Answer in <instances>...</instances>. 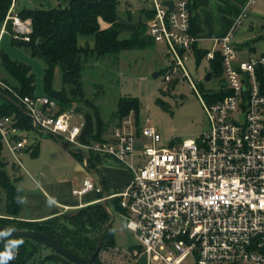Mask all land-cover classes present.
Masks as SVG:
<instances>
[{
  "label": "built area",
  "instance_id": "2783aa9c",
  "mask_svg": "<svg viewBox=\"0 0 264 264\" xmlns=\"http://www.w3.org/2000/svg\"><path fill=\"white\" fill-rule=\"evenodd\" d=\"M152 10L147 35L164 45L170 58L163 81L174 87L191 83L187 63L195 61L198 37L191 32L188 1H174L170 11L153 0ZM242 17L214 39L215 48L203 57L209 62L219 54L222 81L217 87L226 95L202 102L207 126L197 138L168 146H160L161 135L148 116L135 123L130 115L107 137L84 142L83 120L73 110L58 113L54 100L20 96L0 81L34 128L57 136L70 149L110 158L130 170V180L116 192L105 195L87 176L72 194L117 200L126 228L139 242L140 249L132 253L134 264L141 256L145 264H185L189 257L195 264H264V95L256 76L264 69V55L238 59L232 37ZM31 32V19H22L11 0L0 38L7 33L26 42ZM18 130L12 117L0 115L3 147L20 166L17 153L26 141Z\"/></svg>",
  "mask_w": 264,
  "mask_h": 264
},
{
  "label": "trees",
  "instance_id": "16d2710c",
  "mask_svg": "<svg viewBox=\"0 0 264 264\" xmlns=\"http://www.w3.org/2000/svg\"><path fill=\"white\" fill-rule=\"evenodd\" d=\"M11 0H0V26L5 20ZM118 0H64L56 7L50 9H23L18 15L31 19L32 32L29 41H10L13 45L24 46L33 56L39 57L44 62L43 95L57 104L58 113L69 111L75 106L84 107L91 115L93 133L84 134L82 129L81 140L84 142L99 141L109 133V123L105 121L99 109L91 100L84 97L82 70L85 65L99 62L108 55H116L124 50L144 48L153 40L147 35V21L153 17L152 7L145 12L144 19L139 22L134 31L126 38H121L123 23L118 18ZM108 24L101 28L100 22ZM9 29V27H8ZM78 37L92 38V44L86 41L83 45L78 43ZM205 51L194 46V57L199 64ZM60 71V88H53L54 71ZM212 76L222 75L220 57L215 53L214 58L208 63V71ZM259 91L264 95V69L256 71ZM0 81L12 88L20 96L34 97V76L29 66L12 60L0 49ZM174 87V84H170ZM202 86H200L201 88ZM226 95L223 89L205 92L206 101L219 100ZM140 101L138 98L119 97L116 109L111 114L110 120L114 126L130 115L134 114V122L138 123ZM0 115L10 116L16 121L21 130L32 131L35 128L31 119L25 113L19 100L0 86ZM111 132V131H110ZM3 143L0 138V197L4 195V204L0 209V224L11 227L31 229L55 239L60 245L75 254L89 258L97 243L102 228L110 220V213L101 201L87 204L74 213L60 214L40 221H23L18 219L21 204L16 198L22 197L21 190L10 178L7 172V161L3 156ZM82 163L80 152H73ZM101 156L89 153L85 168L98 171ZM103 189L109 193L104 185ZM108 200L106 201V207ZM12 239H22L23 244L16 250L15 259L9 264H26L30 259L39 255L42 248H48L34 240L10 236L0 237V252ZM114 245V236L111 225L103 232L100 249L95 257V264H105L100 259L101 252L110 251ZM40 257L35 264H45L46 261H57L60 257L52 251ZM62 258V257H60ZM63 259V258H62ZM70 263V262H69ZM72 264V263H70Z\"/></svg>",
  "mask_w": 264,
  "mask_h": 264
},
{
  "label": "rangeland",
  "instance_id": "374dc122",
  "mask_svg": "<svg viewBox=\"0 0 264 264\" xmlns=\"http://www.w3.org/2000/svg\"><path fill=\"white\" fill-rule=\"evenodd\" d=\"M64 0H16V10L23 9H50L56 7ZM101 23H104L101 21ZM126 38L125 33L120 35ZM10 35L4 33L0 38V49L10 59L29 66L34 76V94L43 95V73L44 62L41 58L33 56L29 49L24 46L13 45ZM92 44L90 37H78V43L85 42ZM241 54V51H238ZM240 58V57H239ZM170 58L166 54L165 46L152 43L144 48L124 50L116 55L105 56L99 62L87 64L82 70L83 94L91 100L99 109L101 117L109 123L108 131L112 130L114 121L110 120L111 114L116 109L119 97L130 96L140 101L139 116H148L152 124L161 135V145L168 146L171 142L178 140L197 138L206 128L207 120L202 106L205 92L217 91L218 82L222 81V75L212 76L205 81L204 76L208 71V63L202 59L195 64L191 59L187 63V70L191 83L184 81L172 87L162 79L163 72L169 64ZM154 72H159L153 77ZM192 84L194 88H192ZM200 86H202L200 88ZM53 88H60V71H54ZM84 108V107H83ZM85 109V108H84ZM129 118V117H126ZM130 119H135L130 113ZM26 141L25 148L17 153L20 166L16 165L9 157L6 150L2 152L7 161V172L10 178L16 183L18 179L36 177L39 170L68 172L71 176L81 178L87 174L96 180L97 173H92L84 167L77 157L68 149L63 147V141L53 136L41 133L39 130H18ZM109 135V133H106ZM85 155L89 152L82 150ZM98 172L102 169L123 171L125 177L130 175V170L110 158L100 157ZM31 165V166H30ZM121 174V175H123ZM97 181V180H96ZM112 192V191H109ZM107 209L113 216L111 230L114 236V245L106 255L100 253V259L106 264H134L132 253L140 249L136 237L126 228V214L116 199L107 202ZM4 204V195L0 197V209ZM53 254L49 248H42L35 258L30 259L26 264H35L40 257ZM66 261V260H65ZM185 264H195L194 259L189 257ZM45 264H61L56 261H46Z\"/></svg>",
  "mask_w": 264,
  "mask_h": 264
},
{
  "label": "crops",
  "instance_id": "0c3cea01",
  "mask_svg": "<svg viewBox=\"0 0 264 264\" xmlns=\"http://www.w3.org/2000/svg\"><path fill=\"white\" fill-rule=\"evenodd\" d=\"M118 1L119 10L117 19L123 23L121 34L125 33L129 36L134 31L136 25L144 19L145 11L152 7L153 0ZM158 1L174 2L176 0ZM187 1L191 14V32L198 37L196 48L205 52L214 49V39L224 35L232 26L236 17L243 14L241 22L237 25L232 37V42L237 52L239 50L241 51V54L239 52L237 54L238 59H247L251 56L264 55V0ZM100 25L101 28H106L108 26L105 22H100ZM202 59L204 58L202 57ZM194 63H196V61H194ZM71 110L83 120L85 126L83 131L84 134H92L94 127L90 113L79 106H75ZM44 134L53 136L55 139L58 138L50 133ZM107 136L108 135L105 134L103 138ZM69 150L77 151L82 154L83 161L81 165L85 168L83 162L84 159H87V155L83 154L81 152L82 150ZM121 174H123V171L120 170L102 169L101 173H97V181L94 179L93 181L96 185L102 187L105 185L108 191H112L110 193H113L126 186L130 180V175L125 177L124 174ZM87 176V174H83L81 178L75 176L70 177L68 172L61 173L56 171V168L53 167L51 171L39 170L36 172V177L29 175L28 177L18 179L15 184L21 190L22 197L26 198L27 201L21 204L18 219L23 221H40L60 214L74 213L87 204L97 202L99 196L94 193H87L83 196H75L72 194V190L80 187L83 179ZM50 200L52 201L51 204L49 203ZM56 259V262L61 264H70L60 257Z\"/></svg>",
  "mask_w": 264,
  "mask_h": 264
},
{
  "label": "water",
  "instance_id": "95a60500",
  "mask_svg": "<svg viewBox=\"0 0 264 264\" xmlns=\"http://www.w3.org/2000/svg\"><path fill=\"white\" fill-rule=\"evenodd\" d=\"M162 4L165 5V6H168L169 10L171 11L172 4H173L172 1H163ZM158 74H159V72H154L152 74V76L156 77ZM211 76H212L211 72H207L205 74V76H204V80L205 81L210 80ZM63 147H65V146H63ZM65 148L67 149V147H65ZM70 151L71 152H77V151H72V150H70ZM91 172L96 173L95 171H91ZM105 195H106V192H105ZM101 203L107 209L106 200L105 199L102 200ZM112 222H113V216L110 214V220L102 228V230H101V232H100V234L98 236V239H97L96 247H95L92 255L89 258H85V257L79 256V255L75 254L74 252L69 251L68 249H66L62 245H60L55 239H53V238H51V237H49V236H47L45 234H42V233H39L37 231L31 230V229H24V228H19V227H11V226H8V225L0 224V231H3L5 229H15L16 231L10 237L26 238V239L34 240V241H36V242L48 247L54 253H56L57 255H59L60 257H62L63 259H65L66 261H68V262H70L72 264H95V257L98 254V251L100 249L103 232L105 231V229L108 226H110L112 224ZM136 264H145V257L141 256Z\"/></svg>",
  "mask_w": 264,
  "mask_h": 264
},
{
  "label": "clouds",
  "instance_id": "9594fccd",
  "mask_svg": "<svg viewBox=\"0 0 264 264\" xmlns=\"http://www.w3.org/2000/svg\"><path fill=\"white\" fill-rule=\"evenodd\" d=\"M16 202L19 204L26 203V198L17 197ZM49 203L51 204L52 201L50 200ZM16 230L15 229H5L0 231V237L3 236H11ZM23 244L22 239H12L9 243L5 246V250L0 252V264H9L10 261L15 259L16 250Z\"/></svg>",
  "mask_w": 264,
  "mask_h": 264
}]
</instances>
